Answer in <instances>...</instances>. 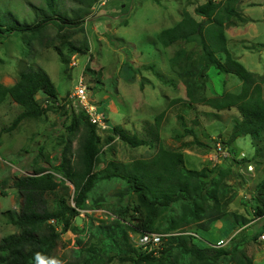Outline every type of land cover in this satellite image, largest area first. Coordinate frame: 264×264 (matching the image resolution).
Returning a JSON list of instances; mask_svg holds the SVG:
<instances>
[{"label":"rangeland","instance_id":"rangeland-1","mask_svg":"<svg viewBox=\"0 0 264 264\" xmlns=\"http://www.w3.org/2000/svg\"><path fill=\"white\" fill-rule=\"evenodd\" d=\"M48 1L0 0V16L10 15L21 25L31 26L51 15ZM207 1L111 0L98 11L94 4L88 15L80 16L83 22L73 29L58 31L48 25L37 37L15 34L0 38L1 84L13 86L20 72L31 66L45 72L57 91L54 101L41 94L36 96L38 103L51 106L52 111L38 120H24L15 129L9 128L22 109L10 97L0 104V241L18 233L13 220L20 211L22 198L13 188V182L34 175L39 169L52 172L60 164L63 140L68 138L71 119L83 112L72 97L82 80L108 126L98 130L102 155L97 170H103L109 162L130 164L135 160L152 159L161 149L182 153L185 167L190 170L211 169L215 165L234 166L233 160H249L237 168L240 177L228 182L237 189L228 211L245 218L248 224L238 229L231 217H226L215 222L208 232L193 229L196 231L194 242L199 248L218 242L228 246L230 239L236 236L253 264H264V217L257 218L254 214L255 206L262 204L255 200V187L264 180V138L259 142L240 138L232 143L229 151L223 149L220 141L216 143L218 136L223 141L228 140L239 119L238 111L215 112L204 105H188L184 86L171 70L169 59L180 47L188 50L197 47L179 42L163 48L157 40L159 32L180 22L184 11L200 22L194 10ZM52 2L58 16L70 21L80 20L77 18L81 10L86 9L84 0ZM224 32L228 52L255 74L264 100V0H242L237 16L225 25ZM64 59H69L67 64ZM207 75L206 97H218L225 92L237 94L241 90V82L235 76L218 74L213 68ZM161 113L164 114L157 128L156 117ZM179 116L187 128L195 132L197 140L207 147L198 146L192 136L184 133ZM117 126L153 146L133 148L117 137L104 143L111 135L109 130ZM78 136L72 139L70 159L73 163ZM54 176L60 178L58 174ZM123 189L119 182L100 183L93 197L102 207L81 211L78 216L82 220L79 227L85 226L87 232L79 236L70 232L62 234L47 264H83L85 252L77 255L78 250L85 251L95 242L89 237V227L112 220L111 210L118 204L117 194ZM73 193V187L65 183L55 193L47 194L49 208L53 210L55 201L60 198L73 206ZM77 238H82L81 246H77ZM107 264L128 263L114 260Z\"/></svg>","mask_w":264,"mask_h":264},{"label":"trees","instance_id":"trees-1","mask_svg":"<svg viewBox=\"0 0 264 264\" xmlns=\"http://www.w3.org/2000/svg\"><path fill=\"white\" fill-rule=\"evenodd\" d=\"M241 1L208 0L194 10L201 18L200 22L184 11L180 22L157 35L163 48L179 42L197 47L196 50L180 47L169 59L171 70L184 86L188 105H204L215 112L238 111L239 119L228 140L223 141L218 136L216 141H220L225 151L240 138L258 142L264 138L261 85L255 74L234 60L226 47L224 27L237 16ZM84 3L86 9L81 10L77 21L58 16L52 0L47 5L51 15L31 26L21 25L10 15L0 16V38L15 34L37 37L48 25L58 31L73 29L83 22L80 16L88 15L96 0H84ZM68 61L63 60L66 64ZM211 68L218 74L235 76L241 82L240 92L206 97L207 73ZM39 94L49 101L57 97L49 76L31 66L20 72L13 86L0 83V104L10 97L22 109L9 129H15L24 120H38L52 111L51 106L38 103L36 96ZM163 114L156 117L157 128ZM179 120L184 133L192 136L195 144L207 147L197 140L195 132L187 128L181 116ZM68 132V138L63 140L60 164L52 172L39 169L34 175L13 182V188L22 198L20 211L13 220L18 233L0 241V264H47L62 234L70 232L79 236L87 232L85 226H75L76 217L81 211L101 208L93 193L100 183L111 182L121 183L124 189L117 194L119 200L111 210L112 220L89 227V237L95 242L85 251L78 250L77 255L85 252L83 264H107L114 260L128 264H253L236 236L230 239L228 246L199 248L194 242L196 237L187 234L196 235L193 229L208 232L215 222L226 217H231L235 228H245L248 220L228 211L237 195L236 187L228 182L240 177L237 168L248 163L247 158L233 160L234 166L215 165L211 169L190 170L185 167L182 153L161 149L152 159L135 160L130 164L109 162L103 170H97L102 140L96 126L82 112L71 119ZM109 132L111 135L104 141L106 144L117 137L133 148L153 146L136 135H128L118 126ZM76 135H79V141L73 163L70 155L72 139ZM55 174L60 178L56 179ZM65 183L73 187V206L60 198L51 210L46 195L55 193ZM255 192L254 199L262 204L255 206L254 214L263 218L264 180L256 185ZM141 233L177 235L165 239L162 251L154 256L134 246L131 236ZM256 239L254 236L253 240ZM76 244L81 246L82 238H77Z\"/></svg>","mask_w":264,"mask_h":264},{"label":"built area","instance_id":"built-area-1","mask_svg":"<svg viewBox=\"0 0 264 264\" xmlns=\"http://www.w3.org/2000/svg\"><path fill=\"white\" fill-rule=\"evenodd\" d=\"M110 1L111 0H96L94 9L98 11L104 8ZM72 97L80 105L84 114L89 118L90 123L96 126L97 130H105L108 127L106 126L105 116L103 113L97 112L96 107L87 94V88L82 80L74 89ZM217 147L218 150H220L219 144ZM187 234L196 237L194 233L188 232ZM175 235L177 234L141 233L131 236V238L136 248L141 249L145 253L157 256L162 251L163 241ZM222 244H224V242H218V244L210 245V247H220Z\"/></svg>","mask_w":264,"mask_h":264},{"label":"water","instance_id":"water-1","mask_svg":"<svg viewBox=\"0 0 264 264\" xmlns=\"http://www.w3.org/2000/svg\"><path fill=\"white\" fill-rule=\"evenodd\" d=\"M81 224H82V220L79 217H76L75 226L79 227Z\"/></svg>","mask_w":264,"mask_h":264},{"label":"crops","instance_id":"crops-1","mask_svg":"<svg viewBox=\"0 0 264 264\" xmlns=\"http://www.w3.org/2000/svg\"><path fill=\"white\" fill-rule=\"evenodd\" d=\"M219 241H221V240H219Z\"/></svg>","mask_w":264,"mask_h":264}]
</instances>
